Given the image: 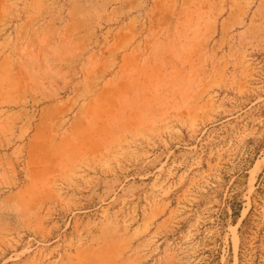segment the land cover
I'll return each instance as SVG.
<instances>
[{"label":"rangeland","instance_id":"374dc122","mask_svg":"<svg viewBox=\"0 0 264 264\" xmlns=\"http://www.w3.org/2000/svg\"><path fill=\"white\" fill-rule=\"evenodd\" d=\"M0 89V264H264V0H0Z\"/></svg>","mask_w":264,"mask_h":264},{"label":"crops","instance_id":"0c3cea01","mask_svg":"<svg viewBox=\"0 0 264 264\" xmlns=\"http://www.w3.org/2000/svg\"><path fill=\"white\" fill-rule=\"evenodd\" d=\"M0 91H1V89H0ZM8 92H4L3 94H0V110L3 109V113H0V119H2V116H3L4 119H5L4 122L9 121V119L6 120V118H8V117L10 118L11 111H12V99H11L12 94H11V90H8ZM23 121H24L23 123L26 122V120H23ZM31 131L32 130H29L28 129V125L25 123L23 129L21 128L20 132L18 134V139L21 140L20 143H23V144H21L22 146L20 147V149H21V152H20L21 154L20 155L27 156V157L24 158L25 161H27V159L30 158L31 155H32V153H31V148L32 147L29 148L30 142L27 141V138L30 136ZM37 132H38V130H36V133ZM32 134H33V132L31 133V135ZM37 159H38V156L36 155V166H35V168L31 167L32 170L35 172L36 176L38 174V170H40V167H38V160ZM4 170H5V168H4ZM29 172H30V170H29ZM27 174H28V170H27ZM31 174L33 175V173H31ZM1 185L3 186V188L1 190H3V189L5 190V185L4 184H1ZM2 197H3V200L5 201L6 200V196L2 195V194H0V201H2Z\"/></svg>","mask_w":264,"mask_h":264}]
</instances>
